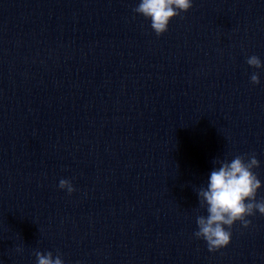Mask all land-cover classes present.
Instances as JSON below:
<instances>
[{"label":"clouds","instance_id":"obj_1","mask_svg":"<svg viewBox=\"0 0 264 264\" xmlns=\"http://www.w3.org/2000/svg\"><path fill=\"white\" fill-rule=\"evenodd\" d=\"M193 7V0H139L133 9L134 13L142 15L151 21V28L157 36L168 31L170 21L188 12ZM246 63L255 69L264 68L260 58L249 56ZM251 83H260L258 73L250 77ZM214 167L207 179V186L200 187L196 192L199 207L206 215H197L198 230L193 233L195 238L203 239L208 251L216 252L228 246L231 242V229L236 222L247 228L251 221L247 217L259 212L264 215V198L257 200L261 181L253 171L260 166L255 154L236 155L228 159H214ZM58 187L68 194L75 191L70 180L61 179ZM19 251V249H18ZM37 264H64L61 254L35 251Z\"/></svg>","mask_w":264,"mask_h":264}]
</instances>
